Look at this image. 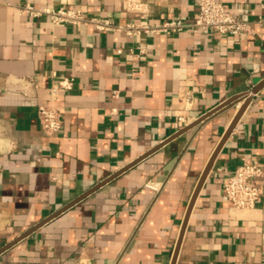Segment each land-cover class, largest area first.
Returning <instances> with one entry per match:
<instances>
[{
    "label": "crops",
    "instance_id": "obj_1",
    "mask_svg": "<svg viewBox=\"0 0 264 264\" xmlns=\"http://www.w3.org/2000/svg\"><path fill=\"white\" fill-rule=\"evenodd\" d=\"M198 1L137 0L140 11L129 12L124 0H0V251L33 230L0 264H172L189 205L243 101L153 151L264 81V0H219L250 24L240 37L129 36L55 25L22 8H72L125 26L193 20ZM63 78L74 87L53 100ZM42 105L64 115L56 136L41 129ZM244 162L264 169V87L196 196L176 264H264V176L252 182L262 189L256 209L222 199Z\"/></svg>",
    "mask_w": 264,
    "mask_h": 264
},
{
    "label": "built area",
    "instance_id": "obj_2",
    "mask_svg": "<svg viewBox=\"0 0 264 264\" xmlns=\"http://www.w3.org/2000/svg\"><path fill=\"white\" fill-rule=\"evenodd\" d=\"M129 12H139L140 4L137 0H124ZM197 18L184 20L181 18L163 20L160 24L129 23L125 26L116 24L111 19L88 17L80 10L70 8H38L27 4L22 12L33 18L46 17L55 25L71 26L92 25L96 30L103 32H126L132 36L136 34H178L185 30H200L206 33H215L221 36L240 37L250 30V24L234 13L219 0H199L197 4ZM264 24V20H259ZM121 53V50H117ZM74 87L72 78H63L58 86L52 90L55 100L59 90L71 91ZM238 105V104H237ZM240 108L241 106L238 105ZM38 119L43 133L47 136H56L63 127L64 115L53 105H42L38 108ZM185 121H180L183 128ZM264 176V169L257 162H244L234 169L223 184L222 199L230 207L237 210L256 209L262 200V189L253 185V181Z\"/></svg>",
    "mask_w": 264,
    "mask_h": 264
},
{
    "label": "water",
    "instance_id": "obj_3",
    "mask_svg": "<svg viewBox=\"0 0 264 264\" xmlns=\"http://www.w3.org/2000/svg\"><path fill=\"white\" fill-rule=\"evenodd\" d=\"M258 83V82H256ZM264 87V81L257 84L256 88L252 89L251 91L248 90V88L246 89H243L242 92H238L239 96L229 100L227 103H225L224 105H222L221 107H219L218 109L214 110L213 112H211L210 114H208L207 116H205L204 118H202L199 122H197L196 124H194L193 126H190V127H187V128H184L183 130H180L179 132H177L172 138H170L167 142H165L163 145H161L160 147H158L157 149H155L153 152H155L156 150H158L159 148H161L162 146H164L165 144L169 143L170 141H172L173 139L179 137L180 135L184 134L185 132H187L189 129H191L192 127L196 126L197 124H199L200 122H202L203 120L207 119L208 117H210L211 115H213L214 113L218 112L219 110L223 109L224 107H227L228 105L234 103V102H238V101H243V104L242 106L239 108L234 120L232 121L231 125L229 126L226 134L224 135L223 139L221 140L217 150L215 151V153L213 154L210 162L208 163L204 173H203V176L201 178V181H200V184L195 192V195H194V198L192 199L190 205H189V208H188V211H187V215H186V219H185V222H184V225H183V228H182V232H181V235H180V238H179V241H178V244H177V247H176V250H175V253H174V258H173V262L172 264H176V260H177V257H178V253H179V250H180V246H181V242H182V238H183V235H184V232H185V229H186V226H187V223H188V219H189V216H190V213L194 207V203H195V199H196V196L198 195L200 189H201V186L204 182V180L206 179L209 171L211 170L212 168V165L214 163V160L220 150V148L222 147V145L226 142V140L228 139V137L230 136V134L232 133V131L234 130V128L236 127L237 123L239 122L241 116L243 115L244 111L246 110V108L248 107V105L250 104L252 98L254 95H256L262 88ZM247 95V97H246ZM145 158V157H143ZM143 158H141L139 161H141ZM139 161L135 162L134 164H132L131 166L127 167L125 170L129 169L130 167L136 165ZM124 170V171H125ZM98 188H96L95 190L93 191H96ZM92 191V192H93ZM91 192V193H92ZM89 195V194H88ZM85 197V196H84ZM83 199V198H81ZM81 199L77 200L76 202L72 203L71 205H69L66 209L72 207L74 204H76L77 202H79ZM33 231V230H32ZM31 232H28L27 234H25L24 236H21L19 238H17L16 240H14L11 244H9L8 246H6L5 248H3L0 253H2L3 251H5L6 249L10 248L11 246H13L14 244H16L17 242H19L20 240H22L23 238H25L26 236H28L29 234L32 233Z\"/></svg>",
    "mask_w": 264,
    "mask_h": 264
}]
</instances>
